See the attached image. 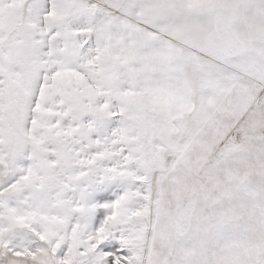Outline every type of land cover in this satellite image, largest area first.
<instances>
[{
  "label": "snow or ice",
  "instance_id": "1",
  "mask_svg": "<svg viewBox=\"0 0 264 264\" xmlns=\"http://www.w3.org/2000/svg\"><path fill=\"white\" fill-rule=\"evenodd\" d=\"M0 264H264V0H0Z\"/></svg>",
  "mask_w": 264,
  "mask_h": 264
}]
</instances>
